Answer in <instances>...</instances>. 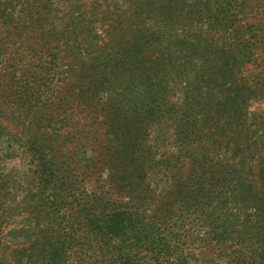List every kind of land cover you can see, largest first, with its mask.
I'll use <instances>...</instances> for the list:
<instances>
[{
    "label": "rangeland",
    "instance_id": "obj_1",
    "mask_svg": "<svg viewBox=\"0 0 264 264\" xmlns=\"http://www.w3.org/2000/svg\"><path fill=\"white\" fill-rule=\"evenodd\" d=\"M33 135L126 211L123 253L148 223L155 264H264V0H0V264L103 260L64 246Z\"/></svg>",
    "mask_w": 264,
    "mask_h": 264
},
{
    "label": "trees",
    "instance_id": "obj_2",
    "mask_svg": "<svg viewBox=\"0 0 264 264\" xmlns=\"http://www.w3.org/2000/svg\"><path fill=\"white\" fill-rule=\"evenodd\" d=\"M5 16L3 15L4 18ZM26 98L27 91L19 97V101L23 102ZM37 131L39 132V126ZM29 140L24 144L25 155L33 164L38 181V196L49 214H55L58 224L62 226L64 241L67 243L64 246L75 245L77 250H82L89 241L94 243L96 247L93 251L106 252V257L103 260L100 257L95 264L107 261L110 264H155L158 248L162 246L163 251L165 245L153 239L150 224L146 223L140 230V241L137 243L139 247L137 244H130L128 253H123L122 251H127V245L123 243L126 211L123 214L122 210L115 209L110 204L109 198L88 192L79 178L80 174L77 175L70 168L72 161L68 162L66 155L60 158L56 154L57 146L54 147L51 142L39 141L36 135ZM4 150V155L9 156L10 148L6 147ZM75 165H78L77 162ZM148 191L146 201L152 204V191ZM64 246L61 247L62 250H65ZM137 248L138 251H146V255L141 257L143 263H139L136 253L129 252Z\"/></svg>",
    "mask_w": 264,
    "mask_h": 264
}]
</instances>
